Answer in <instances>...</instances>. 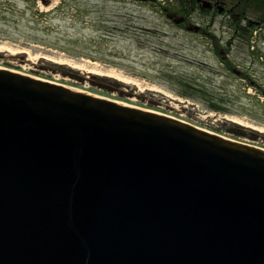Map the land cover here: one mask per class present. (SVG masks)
Wrapping results in <instances>:
<instances>
[{"label": "water", "instance_id": "95a60500", "mask_svg": "<svg viewBox=\"0 0 264 264\" xmlns=\"http://www.w3.org/2000/svg\"><path fill=\"white\" fill-rule=\"evenodd\" d=\"M0 264H264V148L0 68Z\"/></svg>", "mask_w": 264, "mask_h": 264}, {"label": "rangeland", "instance_id": "374dc122", "mask_svg": "<svg viewBox=\"0 0 264 264\" xmlns=\"http://www.w3.org/2000/svg\"><path fill=\"white\" fill-rule=\"evenodd\" d=\"M1 1L0 68L264 148V30L247 42L226 9L170 0Z\"/></svg>", "mask_w": 264, "mask_h": 264}, {"label": "trees", "instance_id": "16d2710c", "mask_svg": "<svg viewBox=\"0 0 264 264\" xmlns=\"http://www.w3.org/2000/svg\"><path fill=\"white\" fill-rule=\"evenodd\" d=\"M170 1L175 3V9L180 13H182L184 16L191 15L193 11H196L197 7L204 12L209 10L208 8H205L201 5V0H170ZM208 1H210L211 3L215 2V4H217L218 7L222 6L224 9H226L228 13V17H227L228 23L231 26L233 33L240 34L241 32H243L244 38L247 42H249L250 36L257 29L264 30V0H208ZM4 4L5 2L0 0V7ZM14 7L15 6L12 5V9H14ZM248 14H253L255 18L254 19L248 18ZM182 80H183V86L187 90H191V91L188 94L185 92H180V93L183 95H192V93L195 90H197V85L189 80H184V79ZM252 85H256V84L253 83ZM260 93L264 96V88L260 89ZM210 106L211 108L217 109L219 111L221 109L225 110V108H223L221 104H218L214 101H210Z\"/></svg>", "mask_w": 264, "mask_h": 264}, {"label": "flooded vegetation", "instance_id": "af4514ba", "mask_svg": "<svg viewBox=\"0 0 264 264\" xmlns=\"http://www.w3.org/2000/svg\"><path fill=\"white\" fill-rule=\"evenodd\" d=\"M217 10L218 9V5L217 4H215V2H212V5H211V7L209 8V10ZM195 30H198V29H195Z\"/></svg>", "mask_w": 264, "mask_h": 264}, {"label": "bare ground", "instance_id": "6f19581e", "mask_svg": "<svg viewBox=\"0 0 264 264\" xmlns=\"http://www.w3.org/2000/svg\"><path fill=\"white\" fill-rule=\"evenodd\" d=\"M67 86V85H66ZM69 87H71V86H69ZM72 88H74V87H72ZM75 89H77V88H75Z\"/></svg>", "mask_w": 264, "mask_h": 264}]
</instances>
